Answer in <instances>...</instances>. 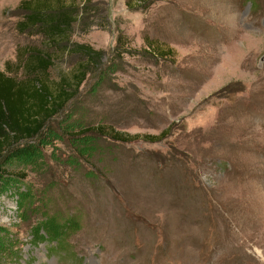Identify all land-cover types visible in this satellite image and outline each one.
Listing matches in <instances>:
<instances>
[{"label": "rangeland", "instance_id": "1", "mask_svg": "<svg viewBox=\"0 0 264 264\" xmlns=\"http://www.w3.org/2000/svg\"><path fill=\"white\" fill-rule=\"evenodd\" d=\"M21 1L0 0V71L45 46L69 75L80 56L19 31ZM68 1L103 63L43 162L6 169L26 180L0 194V264H264V0Z\"/></svg>", "mask_w": 264, "mask_h": 264}, {"label": "trees", "instance_id": "2", "mask_svg": "<svg viewBox=\"0 0 264 264\" xmlns=\"http://www.w3.org/2000/svg\"><path fill=\"white\" fill-rule=\"evenodd\" d=\"M132 1L126 0V5L131 7ZM20 3L25 14L24 19L17 23L19 31L36 29L51 42V49L57 50V46L61 45L64 53H75L80 58L69 75L62 74L58 79L52 80L50 69L54 62L51 52H46L45 46L40 49L29 47L18 55L15 62L17 72L14 76L0 71V194L9 191L11 185H19L26 180L25 175L16 176L8 172V166L15 163L33 165L37 160L43 162L40 147L36 144L45 142L43 139L50 134L54 119L77 100L79 88L86 77L102 65L104 57L102 51L70 41L71 29L79 21L80 14V9L71 5L72 2L23 0ZM119 46L122 45L119 43ZM157 50L156 45L152 49L148 48L153 54ZM8 66L9 64L6 68ZM19 71L21 77L17 75ZM94 130L97 136L115 142L131 141L136 136L117 135L109 127L104 132L102 127ZM69 224L70 222L53 226L52 223L43 224L36 228V237L51 241L50 235L57 228ZM54 240L61 247L60 241ZM54 249H57L56 246Z\"/></svg>", "mask_w": 264, "mask_h": 264}, {"label": "water", "instance_id": "3", "mask_svg": "<svg viewBox=\"0 0 264 264\" xmlns=\"http://www.w3.org/2000/svg\"><path fill=\"white\" fill-rule=\"evenodd\" d=\"M263 60H264V57L261 58V61H263Z\"/></svg>", "mask_w": 264, "mask_h": 264}]
</instances>
